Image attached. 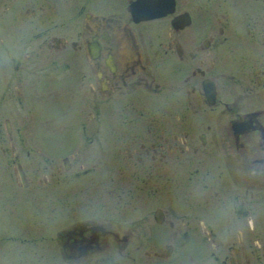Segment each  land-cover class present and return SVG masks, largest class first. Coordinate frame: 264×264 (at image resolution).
Segmentation results:
<instances>
[{
  "label": "flooded vegetation",
  "instance_id": "1",
  "mask_svg": "<svg viewBox=\"0 0 264 264\" xmlns=\"http://www.w3.org/2000/svg\"><path fill=\"white\" fill-rule=\"evenodd\" d=\"M60 90L73 152L45 137ZM87 174L95 198L151 209L61 226ZM2 213L0 264L128 246L135 264H264V0H0Z\"/></svg>",
  "mask_w": 264,
  "mask_h": 264
},
{
  "label": "rangeland",
  "instance_id": "2",
  "mask_svg": "<svg viewBox=\"0 0 264 264\" xmlns=\"http://www.w3.org/2000/svg\"><path fill=\"white\" fill-rule=\"evenodd\" d=\"M58 94H60V96H58ZM56 95L46 96L45 94V111L47 113H50L46 114L45 116V137L49 138L48 140L52 142V139L56 134L57 136L60 135L62 137V141L66 142V149L63 152H73L75 151V148H77L75 147V143H77L78 141L79 133L78 128H76L77 125L75 122H73L72 118L73 112L71 111L72 106L70 105L71 97L68 94H65L64 92H61V90L59 92H56ZM53 96L56 98H64L59 104H57V101H55V98ZM58 106H60L61 109ZM63 110L65 111L63 112ZM50 146L53 147V144L51 143ZM85 162L91 163L90 161ZM87 176L88 174L76 178L75 185L77 186V192L72 193V195L74 196L73 208L77 214H79V212L90 211L92 212L91 214H94V216H101L102 212H109L108 214H106L108 216V220L112 222L113 226H117V224L114 222L119 221L120 227L122 229L130 226L132 227L134 225L135 218L139 214V211H148L152 207V203L146 200L137 201L135 199H130L129 201L115 203L111 201H106L105 199L100 197L95 198L93 195L95 194V192L100 193V187L98 186L92 188L93 190L87 187L86 185H89L85 181V178H87ZM20 210L22 209L20 208ZM30 210L31 209H28V211ZM66 211L68 212L67 214H70L71 210L69 206H67L66 209L62 208L61 210V218H65L64 220H61V226L71 221L72 219L69 218L73 216L79 217L88 213L86 212L82 215L79 214L68 216L65 215ZM9 217L10 214L8 213L0 214V222L5 221ZM166 239V236L156 233L154 234V236H148L149 245L151 243H155L156 245H159L161 243L163 245ZM130 240L131 243L136 241L134 236H132ZM131 248L132 246H128L126 249H124L123 254H119L117 253V251H109L108 253L110 254L104 256V260L103 257L100 263L97 262L94 264H135L133 256H135L136 253L131 250ZM18 251L19 247L15 250L16 257H13L10 264H69L68 262L64 261L61 251L56 249H46L45 251L41 250V255L38 253L36 254L38 255L37 257L29 256L26 252V254L28 255V257L26 258H24L26 256L25 253H22V255H25L23 257H20V254L18 256ZM156 263L159 264L160 262L156 261Z\"/></svg>",
  "mask_w": 264,
  "mask_h": 264
},
{
  "label": "bare ground",
  "instance_id": "3",
  "mask_svg": "<svg viewBox=\"0 0 264 264\" xmlns=\"http://www.w3.org/2000/svg\"><path fill=\"white\" fill-rule=\"evenodd\" d=\"M150 1V0H149ZM142 8H143V6H142ZM88 238H86V240H87ZM74 243V242H73ZM89 243V242H88ZM85 249V248H84ZM82 251V250H81ZM84 252V251H83Z\"/></svg>",
  "mask_w": 264,
  "mask_h": 264
}]
</instances>
